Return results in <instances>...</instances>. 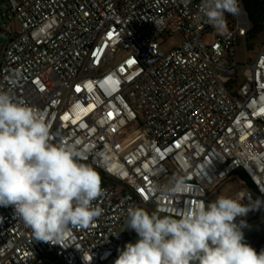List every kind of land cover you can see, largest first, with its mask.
<instances>
[{
	"label": "built area",
	"instance_id": "built-area-1",
	"mask_svg": "<svg viewBox=\"0 0 264 264\" xmlns=\"http://www.w3.org/2000/svg\"><path fill=\"white\" fill-rule=\"evenodd\" d=\"M9 2L20 29L3 47L0 91L45 120L51 143L89 149L82 162L104 195L93 202L102 214L63 247L36 241L0 206V264H106L133 242L130 208L179 214L236 174L245 184L233 199L264 201V41L253 60L235 58L250 26L244 0L225 13L235 29L223 36L201 0ZM176 32L182 40L164 49ZM174 176L182 191L166 190ZM243 219L264 230V206Z\"/></svg>",
	"mask_w": 264,
	"mask_h": 264
},
{
	"label": "clouds",
	"instance_id": "clouds-1",
	"mask_svg": "<svg viewBox=\"0 0 264 264\" xmlns=\"http://www.w3.org/2000/svg\"><path fill=\"white\" fill-rule=\"evenodd\" d=\"M200 10L217 32L226 28L225 13L240 11L238 0H201ZM88 151L67 141L51 143L45 120L0 91V206H11L36 241L63 247L72 227L87 228L102 214L93 203L104 195L100 178L82 162ZM183 189L179 176L166 188ZM242 201L218 196L164 215L130 208L125 229L138 239L118 249L114 264H264V249L246 243L243 231V218L264 201Z\"/></svg>",
	"mask_w": 264,
	"mask_h": 264
},
{
	"label": "rangeland",
	"instance_id": "rangeland-1",
	"mask_svg": "<svg viewBox=\"0 0 264 264\" xmlns=\"http://www.w3.org/2000/svg\"><path fill=\"white\" fill-rule=\"evenodd\" d=\"M10 2L9 0H0V61L3 57V47L9 37H11L16 31L20 29L19 24L13 18L12 12L9 10ZM226 21V28L222 32H217L216 34L219 36L225 35L231 27L235 29V20ZM215 38L213 33H207L205 35L206 41H211ZM182 40V34L179 32L172 33L163 44V48L168 50L176 45ZM264 41V34H260L259 36L253 39H246L241 37L235 47V58L241 63V65L249 60H253L259 50V46ZM245 184L244 177L241 174H236L231 176L230 178L215 183L211 189L209 190V202L215 201L218 196H227L233 197L237 190L241 189ZM249 187V185H247ZM258 196H256L257 198ZM255 198V199H256ZM149 214L156 212L151 205H147L144 208ZM159 215H164L158 213ZM245 242L248 243L251 247L256 249V247L262 242L264 239V230L257 226H250L243 229ZM129 232L133 238V243L138 239L137 234L129 229ZM125 243H121L115 251V254L110 257L106 264H114V260L118 255V249H122Z\"/></svg>",
	"mask_w": 264,
	"mask_h": 264
},
{
	"label": "trees",
	"instance_id": "trees-1",
	"mask_svg": "<svg viewBox=\"0 0 264 264\" xmlns=\"http://www.w3.org/2000/svg\"><path fill=\"white\" fill-rule=\"evenodd\" d=\"M244 6L250 22L247 41L264 34V0H244Z\"/></svg>",
	"mask_w": 264,
	"mask_h": 264
},
{
	"label": "water",
	"instance_id": "water-1",
	"mask_svg": "<svg viewBox=\"0 0 264 264\" xmlns=\"http://www.w3.org/2000/svg\"><path fill=\"white\" fill-rule=\"evenodd\" d=\"M261 249H264V239L262 240V242L256 247V251L259 252Z\"/></svg>",
	"mask_w": 264,
	"mask_h": 264
},
{
	"label": "crops",
	"instance_id": "crops-1",
	"mask_svg": "<svg viewBox=\"0 0 264 264\" xmlns=\"http://www.w3.org/2000/svg\"><path fill=\"white\" fill-rule=\"evenodd\" d=\"M51 24H46V25H44L43 27H48V26H50Z\"/></svg>",
	"mask_w": 264,
	"mask_h": 264
}]
</instances>
